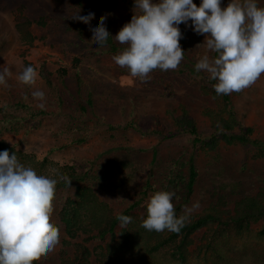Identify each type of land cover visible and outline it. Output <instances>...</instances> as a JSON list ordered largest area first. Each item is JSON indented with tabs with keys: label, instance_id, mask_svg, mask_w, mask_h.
<instances>
[{
	"label": "rangeland",
	"instance_id": "obj_1",
	"mask_svg": "<svg viewBox=\"0 0 264 264\" xmlns=\"http://www.w3.org/2000/svg\"><path fill=\"white\" fill-rule=\"evenodd\" d=\"M200 2L194 0L197 6ZM229 2L221 0V7ZM258 4L264 7V0ZM89 12L88 24L72 18ZM133 14L134 0H0V65L12 73L8 86H0V151L9 148L10 156L15 153L38 174L47 168L64 176L73 173L94 189L107 216L144 200L125 227L117 223L99 237V230L109 226L105 221L98 226L89 211L68 235L60 212L78 182L55 189L50 218L59 227L60 242L33 264H65L75 256L83 257V264H153L151 256L154 264L171 262L172 246L145 253L156 236L142 238V246L126 242L132 239L134 220L144 218L150 197L156 191H173L164 184L173 176L187 179L191 163L197 176L188 202L181 206L183 213L186 205L198 201L191 215L200 214L219 198L221 208L231 210L235 200L256 194L264 185V157L255 147L221 140L214 149L205 145L215 130L206 112L218 109L212 96L217 81L194 67L205 52V35L193 31L191 21L180 24L185 53L178 68L156 69L141 81L113 60L126 47L114 36ZM102 15L113 37L98 47L92 43L91 25ZM29 65L39 74L35 86L18 80ZM36 88L46 93L44 109L31 96ZM229 99L240 123L252 128L250 137L264 141V74ZM183 115L194 122L203 141L193 142ZM222 183L227 184L224 191ZM176 191L174 200L182 190ZM262 226L264 220L241 232L232 225L203 228L190 236L185 264H264Z\"/></svg>",
	"mask_w": 264,
	"mask_h": 264
},
{
	"label": "clouds",
	"instance_id": "obj_2",
	"mask_svg": "<svg viewBox=\"0 0 264 264\" xmlns=\"http://www.w3.org/2000/svg\"><path fill=\"white\" fill-rule=\"evenodd\" d=\"M92 15L78 13L72 18L88 24ZM105 21L102 15L91 25L92 43L98 47H104L112 36ZM189 21L193 31L205 35V52L195 70L217 81L213 85L217 95L241 92L264 74V7L258 0H230L226 7H221V0H201L199 6L194 0H134L131 20L114 36L126 45L113 56L114 62L145 82L156 69H177L185 53L179 25ZM11 76L10 69L0 65V86L7 87ZM38 78L31 65L18 76L28 86H35ZM31 96L39 101L37 107H46L45 91L36 88ZM58 176L71 186V180L58 169L47 168L38 174L20 163L15 153L10 156L7 149L0 151V264H33L59 244V227L50 218ZM174 198L175 191H156L147 202L141 226L148 231L179 233L199 202L186 205L178 216ZM117 219L125 227L132 217L119 214Z\"/></svg>",
	"mask_w": 264,
	"mask_h": 264
},
{
	"label": "trees",
	"instance_id": "obj_3",
	"mask_svg": "<svg viewBox=\"0 0 264 264\" xmlns=\"http://www.w3.org/2000/svg\"><path fill=\"white\" fill-rule=\"evenodd\" d=\"M108 41H111L110 38H108ZM212 96L215 99H218V109L209 110L206 112L211 121V125L215 128V130L213 131V135L209 137V141H207L208 144L205 145H208L210 147L212 146V149H214L216 146H218V141L220 140L227 145L234 143L251 145L256 148V152L259 157H264V141L250 137L252 128L244 127L240 123L239 119H237L232 106L229 105V95L218 96L215 90H213ZM184 112L187 113V111ZM183 125L190 126L189 128H186V131L189 134L193 135L194 143L203 141L199 136L200 133L195 127L194 122L191 121L190 118H187L186 115H183ZM235 128H237L239 132H236L234 130ZM61 173H63V171ZM83 173L87 174L86 171H84ZM196 176L197 174L194 164L191 163L187 179L180 178L179 176H173L168 179L166 185L164 184L166 189L169 188L170 190L176 191L181 188L182 190L178 196L179 199L173 200L178 216L183 214V212H181V206L185 202H188L194 188ZM66 177L70 180H73L74 182H78L77 184H75L73 197L67 198L66 202L62 205L60 212V222L64 225L68 235H73V233L76 232V229H78L84 223L83 217L87 215L86 212L89 213L90 211L94 212L95 223H98V226L100 224H103L104 221L109 226L107 231L103 229L99 230V237H103L106 232L111 233L115 225L117 223H120L117 219V216L119 214L131 216V212L135 208L140 207L144 201L142 199L143 197L139 198L119 214L107 216L105 205L98 200L95 195L94 189L91 186L87 185V183L85 184V181L79 179L73 173L66 175ZM57 180L58 182L56 185V189L69 186L64 182V180L60 179L59 176L57 177ZM147 187L151 189L149 184L147 185ZM232 187L234 188L233 185ZM226 188L227 184H220L221 191H224V189ZM144 195L146 196V192H144ZM220 200L221 198H219L216 203H210L209 206L206 207L200 214L190 215L189 219L185 223V226L179 233L169 232L164 234L162 232L146 230L141 226L142 221L147 216L146 211L142 220H134L135 229L131 234L132 239H128L126 243H129L128 241H131L132 247L142 246V244L140 243V240L142 241V238H151L156 236V243L149 245L145 250V253L149 252L152 254L164 247L172 246V261H167L166 264H174V261L176 259L179 261V264H185L186 250L191 243L190 236L195 232L215 224L218 227L232 225L237 231L241 232V230L248 229L251 223L257 222L259 220H264V185L256 194L245 195L235 200L231 210H225L221 208V205L219 204ZM223 229V227H220V230ZM260 235H264V226H262V229L260 230ZM151 257L153 258L154 264L155 257ZM82 259L83 257L75 256L72 258V260L66 262L65 264H83ZM142 259H144L143 256Z\"/></svg>",
	"mask_w": 264,
	"mask_h": 264
}]
</instances>
